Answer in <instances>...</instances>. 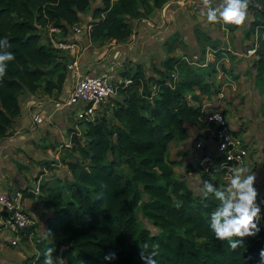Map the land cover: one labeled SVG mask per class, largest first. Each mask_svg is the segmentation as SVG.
<instances>
[{"label":"trees","instance_id":"obj_1","mask_svg":"<svg viewBox=\"0 0 264 264\" xmlns=\"http://www.w3.org/2000/svg\"><path fill=\"white\" fill-rule=\"evenodd\" d=\"M92 1L99 0H0V39L7 38L8 51L15 55L0 83V141L21 115L19 99L25 89L34 93L43 86L46 93L60 92L68 77V59L50 43H41L38 26H61L67 34ZM101 1L103 7L93 12L90 39L118 43L132 35L134 20H149L171 0ZM249 13L250 36L260 38L252 64L255 83L264 91V0H249ZM195 32L198 42L202 37L207 42L201 61L210 49L215 62L203 67L184 56L177 58L173 53L182 38L175 34L165 40L167 57L153 76L147 75L143 64L125 70L123 79L132 82L118 85L122 101L115 104L111 119L102 116L88 122L84 142L74 138L73 150L80 160L67 163L71 179L41 188L37 201L54 214L47 218V236L36 240V253L25 264H42L49 247L64 264H145L141 249L146 244V252L158 245L156 264H261L264 215L260 212L257 221L259 232L232 250L210 228L211 213L219 202L212 195L195 194L185 179L176 177L180 162L171 159V143L187 140L189 127L200 123L204 111L195 90L217 94L212 74L217 59L225 54L219 42ZM47 76L57 79L46 80ZM189 167L198 172L195 164H189L187 173ZM200 176L222 189V173ZM22 192L25 198L35 197L28 190ZM140 215L159 233L153 235ZM31 232L33 226L22 234L23 241ZM112 253L114 259H105Z\"/></svg>","mask_w":264,"mask_h":264},{"label":"rangeland","instance_id":"obj_2","mask_svg":"<svg viewBox=\"0 0 264 264\" xmlns=\"http://www.w3.org/2000/svg\"><path fill=\"white\" fill-rule=\"evenodd\" d=\"M92 3L93 6L96 5V1H92ZM91 9L92 4L91 7L84 12L85 15L90 12ZM205 12L206 9H195L193 6L184 7V5L181 4V10H177L176 13L181 19L179 21L177 19L180 27L179 29L176 27L172 34H174L173 36H176L175 34L180 35L182 43L177 44V49L174 51L173 55L177 58L185 55L188 57H191L194 54L201 55L203 47L207 42L203 37L201 38V42H198L195 32L196 30L201 31L205 35L210 34V38L219 42L220 47L224 48L223 50H225V54H222L221 58L217 59L216 72L212 74V79L215 82L216 89H218L217 94H202L198 90H195V97L198 105L203 106L206 103L223 104L224 115L233 133L244 139L249 138L252 148L249 150L248 156L246 157L244 168L248 169L249 174L255 173L256 175L254 187L259 193L257 203L261 208V215H264V110H262V105L264 104V91L255 83L256 72L252 66L255 59L252 56L250 57L249 52L253 46L260 45V38L257 34H252L250 36V23L248 22L234 30V25H225L223 23L209 24L204 15ZM85 15H82L84 19L86 18ZM88 20V24L91 25L93 23V18L92 20L91 18ZM80 22L83 25L87 23L85 20L81 19ZM135 25L136 21H133L132 30ZM48 26H38L41 43L46 45L48 43ZM182 31L184 32L183 36L180 33ZM87 40L89 41V44L96 49L106 48V54L103 55L104 57L102 58L103 61L101 63L103 64L107 60H110L111 63L116 65L113 70L112 78L118 84H121L125 70L134 71L139 62L144 64L147 75L153 76L154 70L160 68L162 62L167 57L164 47L152 51L151 53H147L146 50L142 52L132 51V44L127 43V40L123 41L124 44L120 47L117 45L123 42L115 43L110 42L109 40L94 42L90 37H87ZM127 46H129L128 49ZM123 48H126V52L124 53L121 52ZM118 50L120 53H117ZM83 51L85 50H82L81 53ZM88 52V55L91 57L90 51ZM110 56H115L116 59H110ZM125 56H128L129 61H125ZM251 58H253V60ZM208 59L210 60V63H213L216 58L215 56H212L208 57ZM135 61L138 62L136 65L134 64ZM108 68H111V65H109ZM208 69V67L205 68L206 71H208ZM209 72L212 73L211 70H209ZM47 79L56 80L57 76H47L46 80ZM66 84L67 80L63 90L60 92L54 91L49 94L46 93L42 86L33 93L39 100L42 99L40 102H47L48 106L53 104V106L51 105V108L49 107L48 111H51V109H62L65 112L59 111L63 114L61 117L58 114L59 112H50L49 115L45 114L43 112L45 110L42 109V112L46 115L44 116V124L39 125L40 131L43 129L45 130L40 134L43 137V140H33L31 137L22 138L21 140H23L24 146L26 147V153H23L25 151H22V161H20L22 163H18L15 172H5L4 176L7 181H10V176H16L15 179L18 186L13 187V190H20L18 188H20L19 183L23 181L21 179L22 177L26 179L29 184V187L24 190H28L35 197L30 198L34 203V206L31 209H27V212L32 219L31 226H33V232L27 235L29 236L27 241H23L22 234L16 237L11 236L7 229H4V226L0 227V230H3L2 235H0L2 239L0 240V264H25V262L29 258H32L36 253V240L47 236V218L54 214L53 210H51V213L47 212L45 211L47 208L39 205L37 197L42 195L41 188H43V186L56 187L58 180H61L62 183H64L65 180L71 179L67 163L80 160L79 154L73 150L74 138L79 142H84L88 122H95L102 116H106L108 120H110L112 117V109L115 108V104L121 99L120 94H117L115 98L110 100L92 115L86 114L85 112H82L83 109L81 107H70L66 104ZM24 94L25 97L23 100L26 101V99L32 98V92L28 89H25L21 95ZM51 99H53V101L50 102ZM56 102L60 103L58 108L56 107ZM236 103L239 105L235 106L234 104ZM238 106H241L243 109L245 107L249 109L246 111V114L244 113L243 119H246L244 123L245 127L241 132L238 131V126L242 121V108H239ZM250 108L253 110H250ZM48 115L50 116L49 118L52 119L49 122ZM50 127L52 129H50ZM209 128L213 129V126H209ZM8 132L6 133V136L8 135ZM29 133H32L31 129L29 130ZM173 146L174 145H171L170 147L171 154L175 151ZM34 153L38 155V157H35L36 160L32 159L33 157H28L29 155L33 156ZM27 165L29 168H23V166ZM182 172H184V169L182 170L179 167L176 168V176L181 178L183 175ZM4 180L5 179H2L1 183H6ZM188 181L189 186L195 194L203 195V193L199 191L204 181L200 174L197 173L194 179H189ZM229 183L230 180L220 182L221 188H226ZM144 199L146 200L147 197L145 196ZM36 209L39 210V213L35 212ZM0 214L3 215V212H0ZM140 220L153 235L159 233V231L149 221L144 219L142 215H140ZM259 221H261V216ZM2 223L3 217H0V224ZM11 238L18 241L19 245L17 247L13 246L11 241L10 243L9 241H6Z\"/></svg>","mask_w":264,"mask_h":264},{"label":"crops","instance_id":"obj_3","mask_svg":"<svg viewBox=\"0 0 264 264\" xmlns=\"http://www.w3.org/2000/svg\"><path fill=\"white\" fill-rule=\"evenodd\" d=\"M181 4L184 5V7L185 6H193L195 9H198V8H200L202 10L205 9L202 0H171L163 8L154 11L153 14L149 17V20H147V21L134 20V21H136V25L133 28L132 35L127 40V43L132 44V47H131L132 51L142 52V51L146 50L147 53H151L152 51H156L158 49L163 48L165 40H167L168 38H171L174 35L172 33L174 32V29L176 27H177V29H179V27H180L178 22H177V19H178V21L181 19L177 16L176 13H177V10H181ZM102 5H103V2L101 0L96 1V5H94V6L92 3V9L90 10V12H88L86 15L84 12L80 14V19L85 20V22H87L85 25H83V24H81V22H79L80 25H82L83 27L91 26L90 24H88V21H89L88 19L91 18V20H92L94 10L98 7H102ZM82 15H85L86 18L84 19L82 17ZM249 17H250V19L247 22L251 23L252 15L249 14ZM180 33L182 36L184 35L183 31ZM70 37L73 38L71 35H70ZM76 42L78 43V48L76 50L67 51V52L63 53L62 55L65 58H67L69 62L73 61V60H77L80 73H82L83 75H97V74H100L104 71H108V69H110V70H112L111 72L113 74L114 67H116V65L114 63H111L110 60H107L103 64L101 63L103 61L102 60V58L104 57L103 55L106 54V48L96 49L94 46L89 44V41L87 40V36H85V35L76 36ZM48 43H49V41H48ZM196 43H198V42H196ZM123 44H124V42L121 44H118L117 46L120 47ZM128 47L129 46H127V49H128ZM252 48L257 49L258 46H253ZM222 49H224V48H222ZM82 50H85V51H83L81 53ZM88 51H90L91 57H94V58H91L88 55V53H89ZM118 52L120 53L119 50L117 51V53ZM121 52H123V53L126 52V48H123V50ZM212 56L214 57V52L210 51V49H208L207 53H206L205 61H201L202 60L201 59L202 58V52H201V55L194 54L191 57H188L185 55L184 58L187 59V61L191 62L192 65H200V66L206 67L208 65V63H210V60L208 59V57H212ZM251 56L254 59H256V56H254V54L250 55V57ZM253 58H251V59L253 60ZM110 59H116V58H115V56H110ZM125 61H129L128 56H125ZM137 63H138L137 61L134 62L135 65ZM139 64H143V63L139 62ZM109 65H111V68H108ZM143 66H144V64H143ZM123 80H125V79H122L121 81L123 82ZM70 84H71V77L68 75L67 84H66V91H67V89H69ZM66 91H65V93H66ZM24 97H25V94L21 95L20 99H19L20 107H21V115L15 120L13 127H11L9 129L8 135L0 141V190H2V191H9V192L21 191L22 192L24 189L29 187L27 180L21 177V179L23 181L19 183L20 188H18V189H20V190H13V187L18 186L16 179H15L16 176L15 177L10 176L9 177L10 181H7L5 176H4L5 172H8V171L15 172V170H17L16 168H17L18 163H22V162H20V161H22L21 155H23V153H26V147L24 146L23 140H21L22 138L31 137L33 140H38V141L40 139L43 140V137L40 134L43 133L45 130L43 129L42 131H40L39 125L44 124V122H45L44 116H46L45 114L50 115V112H59V111L65 112L62 109H51V111H48L49 107L51 108V105L53 106V104L48 106L47 102H40V101H42V99L39 100L35 96V94H33V93H32V98L26 99V101L23 100ZM120 100L122 101V99H120ZM51 101H53V99H51L50 102ZM38 102H39V104H38ZM57 104H58V102H56V107H57ZM234 105L236 106L239 104L236 103ZM239 108H242V107L240 106ZM42 109L45 110V111H43L45 114L42 112ZM214 109L220 110L224 113L223 104L206 103L205 105H203V111L210 112L211 110H214ZM241 110H242V116H241L242 121L240 122V124L238 126L239 130H242L245 127L244 123H245L246 119H243V117H244V113L246 114V111H248L249 109L247 107H245L244 109L242 108ZM250 110H253V109L250 108ZM58 114L61 117L63 116V114H61L60 112ZM37 115H40L41 117H43V123L36 124L34 122V117ZM49 115H48V122L50 120H52L51 118H49L50 117ZM30 129L32 130V133H29ZM45 129H48V128H45ZM50 129H52V128L50 127ZM213 130H214V128L210 129L209 125H205V124L200 122L196 125H191L189 127L187 140H185L183 142L171 143V145H174L173 147L175 148L174 153L171 154V159L175 160L177 162H180V165L175 167V171H176V168H178V167L181 168L182 170L184 169V172H182L183 175L181 178L176 176L178 179H181V180L185 179L188 183L189 179H194V177L197 175L198 172L193 171L190 167H189L191 169L190 173H187L185 170V168L189 164H192V165L195 164L198 157H199V154L193 148L194 147V140L197 136H201V137L209 136V133L213 132ZM247 139H248V141H250L249 138H247ZM37 144H39V143H37ZM22 151H25V152L22 153ZM28 157L29 158L33 157L32 159L36 160L35 157H38V155L36 153H34L33 156L29 155ZM24 167L29 168L28 165L23 166V168ZM2 179H5L4 181H6V183H1ZM24 205H25L26 209H31L34 206V203L32 202V199L25 198ZM40 208H41V206H40ZM45 211L50 212V213L52 212L51 210H48V209ZM35 212L39 213V210L36 209ZM0 215H1L0 217H3L2 214H0ZM1 226H3V223L0 224V227ZM2 232H3V230L1 229L0 235H2ZM44 235H45V233H44ZM11 236H13V235H11ZM11 239H8L6 241H9V243H10ZM0 240H2L1 237H0ZM0 244H1V242H0ZM17 246H15V247H17Z\"/></svg>","mask_w":264,"mask_h":264},{"label":"built area","instance_id":"obj_4","mask_svg":"<svg viewBox=\"0 0 264 264\" xmlns=\"http://www.w3.org/2000/svg\"><path fill=\"white\" fill-rule=\"evenodd\" d=\"M91 26L83 27L80 23L65 28L61 26H48L47 39L49 43L61 54L78 48L76 36L85 35L90 37ZM70 35L73 37L71 38ZM250 55H255L256 48L250 49ZM112 70L104 71L97 75H83L79 71L77 60L68 64V75L71 84L66 91V104L70 107H81L82 112L93 114L101 109L106 103L118 94V83L112 78ZM130 79L123 80L125 85L131 84ZM60 104H57L59 107ZM36 124L43 123V117H34ZM201 123L213 126V132L209 136L201 137L194 141V150L199 154L195 163L198 173L223 174V180L231 179L232 171L238 167H244L246 157L251 149L247 138H242L233 133L226 120L224 113L220 110L204 111ZM217 171V172H216ZM23 192H9L0 190V211L3 212L4 229L13 235L20 236L32 223L27 209L24 205ZM13 246L18 245L16 239H11Z\"/></svg>","mask_w":264,"mask_h":264},{"label":"clouds","instance_id":"obj_5","mask_svg":"<svg viewBox=\"0 0 264 264\" xmlns=\"http://www.w3.org/2000/svg\"><path fill=\"white\" fill-rule=\"evenodd\" d=\"M209 24L243 26L250 19L249 0H202ZM11 44L5 39H0V83L6 75L10 62L15 60L14 53L8 51ZM255 173L249 174L248 169L238 167L233 169L230 183L224 189L217 188L209 181H203L199 189L205 197L212 195L219 201V207L211 213L210 228L215 238L221 242L227 241L232 250L242 244L245 237L255 236L259 232L257 221L260 219L261 208L257 203L258 191L254 187ZM48 235H52L49 231ZM239 237V240L234 238ZM146 244L141 249V259L145 264H156L158 245L152 246L151 252H146ZM55 249L47 248L43 253L42 264H64L62 258L53 256ZM115 258L112 253L105 259ZM261 264H264V250L260 252ZM251 259V257H249Z\"/></svg>","mask_w":264,"mask_h":264}]
</instances>
